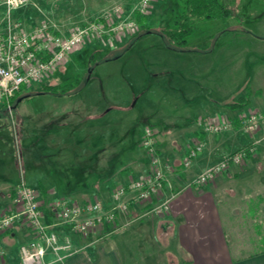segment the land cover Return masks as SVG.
I'll list each match as a JSON object with an SVG mask.
<instances>
[{
    "label": "crops",
    "instance_id": "0c3cea01",
    "mask_svg": "<svg viewBox=\"0 0 264 264\" xmlns=\"http://www.w3.org/2000/svg\"><path fill=\"white\" fill-rule=\"evenodd\" d=\"M3 2L0 32L5 33ZM130 3L119 6L131 17L137 0ZM36 17L32 6H25L13 13L12 20L35 27ZM146 22L145 18L141 27ZM211 37L200 46L187 43L179 52L150 35L123 37L107 51L95 48L102 59L95 60L88 82L101 86L97 90L89 83L78 86L74 91L89 100L59 120L29 119L32 138L25 144L29 149L23 177L13 143L24 146L20 133L28 120L16 117L8 124L0 118V215L11 209L21 179L39 192L48 220V205L61 197L98 200L109 208L115 187L150 172L139 143L143 131L136 134L140 122L156 131L158 155L172 165L173 174L154 202L132 205L120 217L123 227L117 232L105 229L86 240L75 237L80 249L65 264H264V145L209 184L191 185L207 167L248 143L237 123L222 134H201L198 122L205 116L218 122L236 120L245 110L264 111V37L246 31L235 39ZM113 65L119 79L112 81L105 72ZM103 82L111 85L103 88ZM235 100L239 102L232 104ZM136 106L139 111L134 114ZM197 137L205 140V148L183 168L182 160ZM165 200L167 213L150 212ZM29 239L20 225L0 236V251L5 253L0 264H20L18 247Z\"/></svg>",
    "mask_w": 264,
    "mask_h": 264
},
{
    "label": "built area",
    "instance_id": "2783aa9c",
    "mask_svg": "<svg viewBox=\"0 0 264 264\" xmlns=\"http://www.w3.org/2000/svg\"><path fill=\"white\" fill-rule=\"evenodd\" d=\"M29 1L3 2L7 32H0V105L11 118L12 101L18 93L26 91L33 83L47 84L68 57L86 44L99 40L111 46L123 36L136 34L139 29L137 18L146 17L153 2L137 0L131 17L121 6H113L96 20L76 25L62 33L48 22L28 27L21 20H12L13 13ZM236 123L248 139L247 145L207 167L191 185L202 187L209 184L229 172L231 167L242 165L264 145V111H247L236 120H200L198 124L201 134H222L234 129ZM141 147L150 159V172L138 180L115 187L109 208L98 200L77 202L61 197L48 205L47 210L51 214L48 220L39 192L28 187L21 179L14 189L11 209L0 215V236L10 233L18 225L30 235V239L18 247L20 264H65L80 249L75 244V237L86 240L96 231L105 229L108 233L117 232L123 227L120 217L126 215L132 205L154 202L173 172L168 164L158 165L156 132L153 128L143 130ZM204 148L205 140L194 138L182 160V167H190ZM168 211L169 200L150 210L156 216ZM64 229L67 231L64 232ZM4 256L5 253L0 251V260Z\"/></svg>",
    "mask_w": 264,
    "mask_h": 264
},
{
    "label": "rangeland",
    "instance_id": "374dc122",
    "mask_svg": "<svg viewBox=\"0 0 264 264\" xmlns=\"http://www.w3.org/2000/svg\"><path fill=\"white\" fill-rule=\"evenodd\" d=\"M131 3L130 0H30L29 3L25 6L26 7L32 6L33 10L37 15L36 19L39 20V23L48 22L51 25L55 26V28L60 32L66 33L76 25H84L96 20L103 13L107 12L110 8H112L114 5L131 4L132 6L135 4V1ZM181 5H182V0H153L148 15L144 17V19L146 18L147 22L145 26L143 27L139 26V29L137 31L138 33L136 32L137 36L136 35L134 36L133 34V35H126L123 37L137 38L141 36H147L146 33L152 32L153 34L151 37L157 38L156 33H160V31L165 26L172 25V18L174 17L175 14L179 13L180 11L179 9ZM256 22L257 24L254 25L253 23ZM244 31H246V33L249 34V36H252V34H256V35L258 34L264 37V0H243L241 6L239 0H234L233 9H231V15L229 16V18H227L225 21L220 19H214L208 22L195 23V28L193 33L194 35H192L188 39L187 43L190 44V46H194V45L200 46L202 40L208 35H211L212 36L211 38L212 39L214 38V40L224 36L226 38L235 39L237 36H241ZM117 43L118 41L116 40L114 44L109 46L107 44H103L99 40H95L94 42L90 44H86L85 47L80 48V50H77L75 53L71 54L68 57V61L53 74V79L48 81L47 84L45 83L46 85L57 84L60 88H64L63 91V93H65L64 95H59L54 93L41 94L42 89L45 87V84L33 83V85L30 86L29 89L22 92L21 97L15 100L13 104L12 118L7 113L5 115L3 113L0 114V118H5L8 124H12V120H14L16 117L28 120L23 123L22 133H20L21 134L20 136H22L25 142L23 143L24 146L19 147V145H17L15 140L14 143L12 141L13 147L15 148L16 146L15 159H17L18 163L20 162V167H18V169H20V175L22 177H23L22 169L25 167V164L27 163L28 160L27 151L29 147L28 145L25 144H28L27 143L28 140L32 138L30 137L29 134L32 133V131L29 132L28 129L30 125L29 119L31 121L38 120L41 122L48 121V118L50 117L58 116L57 117L58 119L61 118L62 115H64V113H66L67 111L78 109L79 106L81 107L80 104H82V102L85 101V99L89 100V98H86L85 95L82 94V92L74 91V90L78 86H81L86 83H89V86L92 88L93 87L96 88V90L101 86L99 85V82L98 83H92V81L88 82L89 81L88 74L89 75L92 74L93 68L95 67V62L97 60H100L99 55H101L102 53L99 51L100 52L99 54V52L94 51V49L103 48L102 49L103 51L115 49ZM91 48L93 49V51L91 50ZM105 48L107 50H105ZM135 49L137 50V48H134L132 52H134ZM91 54L94 59H91L90 57ZM252 57L250 61L251 64L253 63ZM119 66L120 65H118V68ZM116 67L117 65H113L110 67L107 66V71L105 70L106 71L105 72L103 70V72H105V75L108 76L107 77L108 80L111 79L113 81L116 78L119 79L118 77L114 76L113 73V71L116 70ZM251 68L253 70V66ZM77 80L79 82L77 86H75ZM109 85L111 84H109L108 82L106 83L103 82L102 87L107 88ZM88 94L91 96L93 95L92 91L91 93ZM89 95H87V97ZM123 96H124V92L119 95V97H123ZM237 102L239 101L235 100L233 101L232 104H236ZM138 106L133 108L131 112L136 114L139 111ZM247 111H252V110H245L244 112ZM212 117L213 116H209V117L205 116L204 120L210 119ZM144 127L145 126H142L140 122H137L136 130L138 131L136 132V134H139L140 131L142 132L146 127L149 126H146L145 128ZM60 131H61L60 134H62L63 133L62 129ZM17 132H15L16 136H17ZM16 138L18 139V136ZM141 138L142 135L139 137V143L141 142ZM135 143L137 144L138 140L137 141L135 140ZM148 161H149V168L151 169L152 165L150 159ZM165 164L168 163L165 162L160 155H158V165L164 166ZM168 165L171 167L172 172H174L172 165L170 164ZM145 175H142L141 177ZM141 177L134 178L133 180H138ZM170 260L172 259H168V261Z\"/></svg>",
    "mask_w": 264,
    "mask_h": 264
},
{
    "label": "trees",
    "instance_id": "16d2710c",
    "mask_svg": "<svg viewBox=\"0 0 264 264\" xmlns=\"http://www.w3.org/2000/svg\"><path fill=\"white\" fill-rule=\"evenodd\" d=\"M239 1L241 6L243 0ZM233 3L234 0H182L179 13L175 14L172 18V25L165 26L160 33H156V37L161 39L170 50L176 52L184 51L186 50L188 39L194 33L195 23L208 22L214 19L225 21L231 15ZM143 22L144 18H137L138 27H141ZM136 34H134V36ZM146 34L152 36L153 33L148 32ZM78 82L79 81L77 80L75 86H77ZM56 85L57 84L45 85L41 94L54 93L64 95V88H60ZM22 92H24V90L15 96L12 101L13 104L17 98L22 96ZM1 110L3 111H1V113L5 115L6 112L3 107Z\"/></svg>",
    "mask_w": 264,
    "mask_h": 264
}]
</instances>
